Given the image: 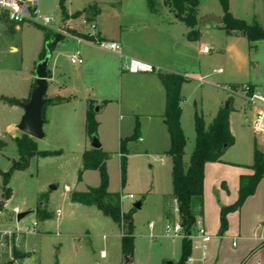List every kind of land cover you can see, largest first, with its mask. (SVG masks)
I'll use <instances>...</instances> for the list:
<instances>
[{
  "label": "crops",
  "instance_id": "1",
  "mask_svg": "<svg viewBox=\"0 0 264 264\" xmlns=\"http://www.w3.org/2000/svg\"><path fill=\"white\" fill-rule=\"evenodd\" d=\"M127 5V0H113L102 3L100 6H91L95 7V9L81 17L92 18L91 20L99 28L97 29L99 39L118 43L121 46L120 52L103 50L93 43L83 40L79 42L77 39L71 38V41L76 45L75 54L79 53L84 59V67L80 68L81 74H79V77L78 75L71 76L62 70L61 56L52 57L49 65L50 78L48 80L47 94L49 91L53 92L49 99H69L68 103L56 105L53 108L72 107V112L74 113L72 115L78 116L80 122L84 123L85 131L89 106L91 104L94 107L99 106V111L96 112V120L99 124L97 134L101 149L110 155L111 149L117 145L120 161V141L130 137L134 133L136 123L139 122L140 138L137 142L140 143L141 151L137 152V154L153 157L154 161L159 163L160 167L164 169L162 170L165 183L164 192H168L164 195L165 198L173 193L172 160L166 155L171 144L170 136L163 120L166 111V91L158 74L179 75L187 80L181 89L183 98L181 103V126L187 140L184 163L188 166L189 162L187 163V159H191V155L188 150L189 141L184 128V117L186 113L190 114V106H188L189 97L186 95V89L193 77L196 74H200L201 64L199 56L201 52L203 54L212 52V48H210V52H204L207 47L202 51L200 50L202 31L225 32L227 35L226 54L230 56L234 52L231 45L238 40V37H246L243 33H228L225 31L223 24L215 22L210 24L211 21H202L211 16L222 19L224 16L222 7L221 13L219 11L215 13H200L198 8V25L193 29L198 33V36L193 40H189L188 35L192 30L178 19L174 10L165 4V0H155V6L152 10L149 9L146 0L140 1L139 10L128 9L126 8ZM230 11L232 10L230 9ZM67 12L69 16L76 13L70 12L68 9ZM75 23L76 20L72 19L67 22L71 28L82 33L83 31H79L78 26L74 25ZM261 28L264 29V27ZM16 30L23 31V28L18 26ZM68 39L59 42L52 54L54 55L60 43ZM254 47L250 46V49ZM43 49L44 36L37 56L39 61H41ZM18 51L17 47L11 46L12 53ZM75 54L68 56L69 59L71 60V57ZM127 59H138L151 64L157 69V72L154 74L136 75L122 72L121 65ZM35 68L34 66L33 70H36ZM218 73H222V69L218 70ZM84 74H87L85 82L82 80ZM203 78H199L201 85L204 83ZM13 81V77L6 75L4 87L0 86V97L18 100L29 99L36 82L35 74L29 75L25 79V86L20 91L13 88ZM246 84L262 88L264 92V84L259 83V81L245 84L233 83L231 86L225 85L223 89L226 92H232L233 86L240 87ZM223 104L224 102H219L215 105L208 122L204 119L207 128L213 123L218 112L223 109ZM195 106H198V104L196 103ZM18 111H21V113ZM11 112H14L18 119L6 118L7 114ZM197 112V110L193 112L194 131V118ZM23 116V110H20L18 106H10L0 101V149L16 146L15 139L21 137V132L17 129V126ZM47 124L50 125V122L46 119L45 113V125ZM230 130L232 135L235 136V144L225 151L220 162L207 163L205 165L203 207L201 214H199L200 208L196 209L198 216L195 230L198 228V224L201 223V226L206 229L211 237V241L208 244L206 258H203L202 250H196L193 252L196 261L192 264H264V178L257 185L254 195L248 197L240 208L231 210L226 215L227 227L224 231L221 230L222 210L235 207L238 204L241 178L254 174L252 166L254 165V153L257 150V145L254 141L249 139L242 140V137L233 131L231 115ZM194 139L196 142V135ZM88 141L91 142L86 131L85 144ZM131 144L134 143L130 142L127 148ZM90 149H92L91 146H86L82 155ZM13 160L17 159L9 160V168H11ZM109 160L106 163L107 165ZM2 172L5 173L7 171ZM93 172L95 171H85L82 177L86 178L89 173ZM100 184L101 178L100 181L96 179L88 189L97 188ZM65 188L71 189L68 186ZM88 189L77 192H87ZM108 191L117 193L111 192L110 189ZM11 200L12 198L9 202L6 201L8 202L6 207L9 208ZM48 202L51 207V202ZM70 202L72 203L71 197ZM141 204V209L136 210L132 217L134 223V253L131 259L126 258V262L153 264V250L149 239L157 237L160 238L157 248V253L160 256L156 264H163L164 260L177 264L182 256V237L165 235L168 221L172 225L179 223L178 214L175 212L177 209L176 202H174V218L168 221L165 217L166 207L162 204L158 217L148 223L149 230H151L150 234L136 233L135 218L138 215L137 213L144 208L143 201ZM123 205L122 201L123 213H128L127 211L131 209L129 208L125 211ZM12 211L17 212V214L32 212L26 210L23 206H15ZM57 211L61 213V210ZM60 216L62 217V213ZM151 224H153V227H150ZM118 229L120 230L119 227ZM122 238L123 235L121 234L114 235V239H120L121 253ZM100 254L102 259L107 258L105 250H101ZM103 254L104 256H102Z\"/></svg>",
  "mask_w": 264,
  "mask_h": 264
},
{
  "label": "rangeland",
  "instance_id": "2",
  "mask_svg": "<svg viewBox=\"0 0 264 264\" xmlns=\"http://www.w3.org/2000/svg\"><path fill=\"white\" fill-rule=\"evenodd\" d=\"M110 1L113 0H67L66 7L70 12H76ZM140 1L127 0L126 8L139 10ZM199 1L200 13L222 12L219 0ZM229 3L232 10L230 12L236 19L243 20L248 25L257 24L264 27V0H229ZM39 10L41 16L54 18L57 25L61 21L62 23L69 21L63 20L59 0H39ZM91 19L87 18L89 21H92ZM74 25L78 26L79 31L89 30L82 25L80 18ZM20 27L23 31L16 30L15 33H10L8 27L0 21V86L4 87L5 77L8 75L14 78L13 88L17 91L24 88V81L29 75L36 76V70L33 68L40 62L37 56L44 36L43 31L32 24ZM202 34L200 50L208 47L212 48V52L210 54L201 52L200 74L193 77L186 89L190 114H185L184 128L189 141L190 155L192 156L196 144L193 112L197 110V113L208 122L215 105L219 102H224V109L229 104L233 131L240 135L242 140L254 141L257 149L264 153V144L256 141L253 135L251 125L253 109L240 94L243 85L233 88V93L223 89L225 85L231 86L233 83L259 81L264 84V41L251 44L247 38L238 37V40L231 45L234 52L230 56L226 54L225 32L202 31ZM11 46L17 47L19 51L12 53ZM250 46L255 47L250 49ZM75 50L76 45L69 38L59 44L51 60L52 57L61 56L62 70L66 74L79 77L80 68L84 67V63L73 65L68 57L75 54ZM220 69L222 73H218ZM200 77H204L203 85L199 81ZM86 78L87 74H84L82 80L85 82ZM52 93L49 91L46 98L49 99ZM196 103L198 106H195ZM98 107L96 106L94 111ZM19 108L23 110L22 107ZM45 113L46 119L50 122V125L44 127L46 136L42 140H33L37 144L38 151L60 152V154L34 158L26 171L13 173L9 184L12 190L11 203L9 208L6 207L9 201L4 202V206H0V264H128L126 256L121 253L120 239H114L115 234L124 236L125 223L123 222L119 227L96 207L75 205L70 202L74 192L86 191L96 179L100 181V173L96 171L89 173L86 178L82 177L81 181L78 180L80 172H83L82 152L86 146H91L89 141L85 144L84 123L80 122L78 116L72 115V107L48 106ZM17 117L11 112L6 118L18 119ZM20 135L22 136V133ZM133 143L128 148L127 180L124 187L118 146L115 145L111 149L107 165L109 189L111 192L121 193L125 211L132 209L136 202H144L143 210L138 212L135 218L136 233L150 234L148 223L158 217L162 204L166 207V217L171 200L169 196L164 198L168 193L164 192L165 183L162 174L164 169L154 161L153 157L137 154L141 151L140 143L137 141ZM10 159H19L16 146L0 149V172L10 170ZM188 162L190 163V159H187ZM1 185L2 175H0V204L3 197ZM66 186L71 189L67 190ZM52 187L56 189L51 190ZM130 194L135 197L133 201L127 198ZM48 201L51 202V207ZM15 206H23L32 213L18 222L17 212L12 211ZM57 210H61L62 217L58 216ZM47 216L50 219L44 221L43 218ZM166 220L168 221L167 217ZM35 222L38 223L37 231L29 233V227ZM167 224L173 227L169 221ZM168 235L173 236L172 233ZM149 241L153 250L152 260L156 264L160 256L157 253L160 238L154 237ZM101 250L107 252L106 259L101 258ZM169 262L164 260L163 264Z\"/></svg>",
  "mask_w": 264,
  "mask_h": 264
},
{
  "label": "trees",
  "instance_id": "3",
  "mask_svg": "<svg viewBox=\"0 0 264 264\" xmlns=\"http://www.w3.org/2000/svg\"><path fill=\"white\" fill-rule=\"evenodd\" d=\"M150 10L155 6V0H146ZM67 0H59V7L64 21L70 19L76 20L95 7L84 9L69 16L66 8ZM223 9L224 16L223 26L228 33H243L248 42L255 44L264 41V29L257 24L248 25L245 21L236 19L230 12L229 0H219ZM165 4L171 7L178 19L182 21L192 31L189 33V40H193L198 36L194 31L198 25L197 12L200 5L199 0H165ZM0 21L3 22L10 33H15L16 25L9 19L7 14L0 15ZM39 28L44 34V49L41 55V61L45 58L46 47L53 52L55 46L65 38L59 34H55L47 28L32 24ZM71 34L85 41H93V37L71 31ZM48 42H53L47 46ZM159 79L163 83L166 91V111L163 116L164 124L167 127L170 136V149L166 153L172 160V183L173 193L169 196L171 204L168 206L166 217L168 220L174 218L173 211L178 209L179 223L183 228L184 237L182 256L177 264H187L188 258L192 254V241L189 239L190 234L194 231L197 224V212L202 213L203 207V190H204V170L207 163H217L221 161V157L225 151L235 144V138L230 130V111L221 109L210 127H206L204 117L196 113L195 133L196 145L192 153L190 163L187 166L184 163L185 148L187 140L181 126L182 108L181 96L182 86L187 82L185 78L174 74H158ZM251 91L255 86L249 85ZM36 87V82L34 88ZM33 88V90H34ZM238 88V86H233ZM27 100H18L14 98L0 97V101L10 105L22 107L29 102ZM69 99H49L43 111V119L45 121V109L48 106H56L68 103ZM108 103V102H107ZM91 104L87 112L86 131L92 140V137L98 136V122L96 120V112ZM140 138V125L136 123L134 133L120 141V157H121V177L122 186L124 187L127 180V164H128V144L137 141ZM15 143L19 153V159L12 161V166L8 172L2 173V203L12 198V190L9 187L11 177L16 171H26L30 167V162L34 158H46L60 154V152H40L36 142L27 135L22 134L20 138L15 139ZM110 155L103 152L102 149L86 151L83 154V172L98 171L100 173L101 184L97 188H89L87 192H74L71 196L72 203L81 204L88 207H96L105 217L110 218L119 227L124 222L126 225V233L122 238V253L126 258L131 259L134 253V223L133 214L136 209L132 208L128 213L122 212V195L121 193H110L109 176L107 172V161ZM254 174L252 176H244L241 178L240 199L235 207L222 210L221 230L227 227L226 215L237 208H240L248 197L254 195L257 185L264 178V153L258 149L254 153V165L252 166ZM83 172H80L79 181L82 180ZM50 219L49 216L43 220ZM58 264V263H57Z\"/></svg>",
  "mask_w": 264,
  "mask_h": 264
},
{
  "label": "built area",
  "instance_id": "4",
  "mask_svg": "<svg viewBox=\"0 0 264 264\" xmlns=\"http://www.w3.org/2000/svg\"><path fill=\"white\" fill-rule=\"evenodd\" d=\"M7 14L9 19L18 27L25 24H37L44 28L49 29L55 34L67 38H75L77 41L81 42L83 39L76 37L71 34V31H76L78 34L88 35L93 37V41H87L93 43L100 47L111 52H120L121 46L115 42H106L99 39L97 34V25L93 21H89L86 18H81L82 25L89 28L85 33H80L77 30L71 28L67 22H60L59 25L56 24V20L50 17H43L40 15L39 10V0H0V15ZM71 20V19H70ZM73 20V19H72ZM77 20V19H76ZM85 41V40H83ZM204 52H210V48H205ZM71 63L73 65H81L84 63V60L81 58L80 54L77 53L71 57ZM121 71L129 74H154L157 72V69L146 62H143L138 59H127L121 65ZM240 94L246 101L250 104L253 109V120H252V131L256 141L264 144V92L260 88H254L251 91V88L248 84L243 85L240 89ZM67 189V188H66ZM68 190V189H67ZM131 201L135 199L133 195L127 196ZM178 214V209L175 210ZM60 211L58 216H60ZM153 227V224L150 225ZM38 228V223H33L29 227V233H35ZM167 234L172 233L173 236L184 237L183 228L180 223H176L173 227H167ZM189 239L192 241V254L188 258L187 264H192L196 261L193 252L196 250L203 251V258H206L208 244L211 241V237L208 235L206 229L201 226V223L198 224V228L190 234ZM104 256V254L102 255ZM128 264H134L128 262Z\"/></svg>",
  "mask_w": 264,
  "mask_h": 264
},
{
  "label": "water",
  "instance_id": "5",
  "mask_svg": "<svg viewBox=\"0 0 264 264\" xmlns=\"http://www.w3.org/2000/svg\"><path fill=\"white\" fill-rule=\"evenodd\" d=\"M203 22H215L218 24H223V20L221 18L211 16L202 20ZM53 42H48V45H51ZM52 52L46 47V55L45 58L39 62L36 67V87L34 88L30 100L27 104L23 105L22 108L24 110V116L22 117L17 129L24 135L29 136L32 139L42 140L45 138L44 133V125L45 121L43 119V111L45 106L47 105L49 99H47V92L49 83L48 80L50 78L49 65L51 61ZM226 110L229 109V104H227ZM99 108L96 109L95 112H98ZM91 148L95 150L101 149V144L99 142L98 136H93L91 140ZM3 172H0L2 174ZM55 187H52L51 190H55ZM141 202H137L134 204L133 208L136 210L141 209ZM32 212H22L17 214V221L21 222L24 218H26ZM168 264H172L169 262Z\"/></svg>",
  "mask_w": 264,
  "mask_h": 264
}]
</instances>
